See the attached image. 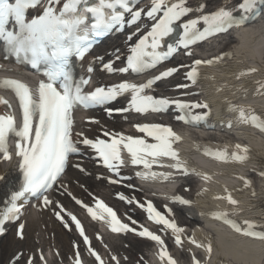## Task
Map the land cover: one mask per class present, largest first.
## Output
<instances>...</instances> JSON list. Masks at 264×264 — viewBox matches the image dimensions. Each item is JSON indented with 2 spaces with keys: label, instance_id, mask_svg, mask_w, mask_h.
<instances>
[{
  "label": "snow or ice",
  "instance_id": "obj_1",
  "mask_svg": "<svg viewBox=\"0 0 264 264\" xmlns=\"http://www.w3.org/2000/svg\"><path fill=\"white\" fill-rule=\"evenodd\" d=\"M258 2L259 0H241L237 10L242 15L237 19L235 10L221 6L210 13H205L206 3L191 5L190 0H147L146 5L145 0H0V42L7 47L8 52L17 62L30 65L42 77L36 88L17 79L0 81V85L14 93L21 115L19 126L14 114L0 115V154L5 161L12 159L8 140L10 136L15 137V156L19 160L18 172L22 177L18 189L12 190L5 201L8 206L0 211V234L4 231L3 224L7 221L19 220L25 205L34 199L45 207L51 206L53 214L64 223L65 228L74 224L75 230L83 238V244L87 246L86 251L89 256L94 257L96 264H105L102 256L91 245L81 221L75 214L66 211L65 206L50 195L57 191L56 186L67 192V186L61 177L70 158L81 155L84 149L93 152L102 166L118 178L109 179L111 184L122 183L124 179H128L121 177L120 171L126 163L142 168L135 173L136 177L142 180L167 181L173 175L172 172L154 171V167L170 168L181 175H188L189 170L187 162L180 158L179 152L174 148L181 137L171 126L159 123L135 124L136 132L142 136L125 135L101 126L100 134L89 138L84 131L76 130L74 112L78 108L87 110L106 106L128 94L126 107L106 108L109 116H112L113 112L129 111L146 115L150 112H166L172 108L178 113L175 119L184 124L193 125L206 121L210 116V107L207 103L175 97H157L149 93L158 82L173 76L181 68L189 69L184 76L191 85H194L198 80L199 66L215 65L225 57H230L231 53L222 54L211 60L196 59L192 65L166 68L159 75L141 84L124 81L111 86H97L91 91H86L91 83V74L96 70L95 61H99L100 70L109 74L117 71L121 74H127L129 71L142 74L164 63L181 49L185 50L186 55H191L188 50L198 42L244 26L246 14L253 12ZM38 7L41 11L30 16L29 13ZM193 13L196 15L193 16ZM141 21L148 22L147 30L143 35H140ZM122 25L136 26L134 34L138 37L136 42L128 47L126 66L118 69L114 66L116 60L120 59L117 50L115 58L108 61H105L103 56L94 57L93 62L86 69L88 75L77 78L72 70L73 59L83 61L91 51L94 40L119 30ZM177 28L181 31L175 44L168 43V39L177 32ZM132 38L133 34L127 37L129 41ZM255 71L256 69H250L240 75H248ZM188 87L190 84L187 83L175 86L177 90ZM185 95H195V93H185ZM197 109L207 111L195 112ZM229 110L238 113L239 123L251 125L264 133V118L255 114L253 110L234 105H230ZM89 122L100 123L91 118ZM228 126L231 127V123ZM235 149L231 154L226 148L215 152L205 149L204 154L224 163L243 162L248 158L247 147L236 144ZM73 167L81 172L86 171L79 164H74ZM259 175L264 177V172ZM201 178L204 181L211 180L208 175H202ZM237 178L243 182L244 188L251 187V181L247 178L243 176ZM4 179L5 177L0 175V181ZM224 193V195H215L213 199L226 201L232 206V211L226 209L213 211L209 213L211 218L222 222L235 233L264 242V231H257L256 224L245 220L242 227L231 218L238 214L239 202L227 188L224 189ZM67 194L71 196L70 192ZM72 198L76 205L87 210L93 221L105 219L114 233L133 232L138 237L155 242L160 247L159 259L162 264L165 262L177 264V261L169 255L165 241L156 232L150 231L147 227H141L139 231L135 227H130L129 223L122 222L118 218L117 212L112 207L100 199L93 197V207L78 198ZM119 199L129 205L138 206L146 213L148 221L163 226L158 231H170L176 245L182 244L181 237L186 233V229L178 225L171 208L164 206L158 209L152 201H140L132 196L126 197L124 194H120ZM172 202L181 205L191 204V201L180 196L174 197ZM128 220L132 225L137 224L131 216ZM24 227L23 223L18 226L17 235L20 239H23ZM185 238L197 249H203L207 258L211 259L213 244L210 239L203 243L197 241L194 235ZM22 255V253L17 254L12 264H17ZM109 255L111 261L120 264L115 254ZM34 259L33 256H29L25 264H34ZM39 260H44L42 254ZM191 260L192 264H201L195 255ZM73 264H83L79 251L74 253Z\"/></svg>",
  "mask_w": 264,
  "mask_h": 264
},
{
  "label": "bare ground",
  "instance_id": "obj_2",
  "mask_svg": "<svg viewBox=\"0 0 264 264\" xmlns=\"http://www.w3.org/2000/svg\"><path fill=\"white\" fill-rule=\"evenodd\" d=\"M230 44H234L235 41L234 40H230L229 41ZM70 179L71 176H69ZM0 202H1V198H0ZM264 215V214H262ZM30 236H31V231L28 235V241L30 240ZM26 246L28 248H30V244L27 243ZM18 248L17 244H12L10 241H7L1 248H0V264H6V258L16 249Z\"/></svg>",
  "mask_w": 264,
  "mask_h": 264
}]
</instances>
